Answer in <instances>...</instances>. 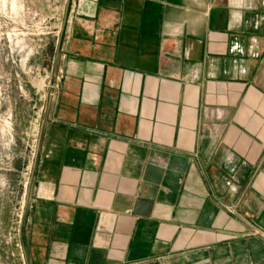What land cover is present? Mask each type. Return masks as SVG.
<instances>
[{"label":"crops","instance_id":"0c3cea01","mask_svg":"<svg viewBox=\"0 0 264 264\" xmlns=\"http://www.w3.org/2000/svg\"><path fill=\"white\" fill-rule=\"evenodd\" d=\"M23 264H264V0H73Z\"/></svg>","mask_w":264,"mask_h":264},{"label":"rangeland","instance_id":"374dc122","mask_svg":"<svg viewBox=\"0 0 264 264\" xmlns=\"http://www.w3.org/2000/svg\"><path fill=\"white\" fill-rule=\"evenodd\" d=\"M72 1L0 0V264H23L29 178Z\"/></svg>","mask_w":264,"mask_h":264},{"label":"built area","instance_id":"2783aa9c","mask_svg":"<svg viewBox=\"0 0 264 264\" xmlns=\"http://www.w3.org/2000/svg\"><path fill=\"white\" fill-rule=\"evenodd\" d=\"M53 87H54V81H52V83L49 84V87H48V90H47V94H49L50 97H51V94H52V89H53ZM46 99H47V97H46ZM38 136H39V133H38ZM37 141H38V140H37ZM23 219H24V217H23Z\"/></svg>","mask_w":264,"mask_h":264},{"label":"water","instance_id":"95a60500","mask_svg":"<svg viewBox=\"0 0 264 264\" xmlns=\"http://www.w3.org/2000/svg\"><path fill=\"white\" fill-rule=\"evenodd\" d=\"M67 18V17H66ZM62 36H63V34H62ZM62 36H61V39H62ZM51 81H53V79H51ZM49 99H50V95L49 94H47V101H49ZM38 151V150H37ZM36 161V160H35Z\"/></svg>","mask_w":264,"mask_h":264}]
</instances>
